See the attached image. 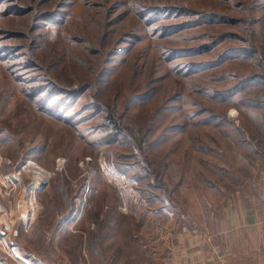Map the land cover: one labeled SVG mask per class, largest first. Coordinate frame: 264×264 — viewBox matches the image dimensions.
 Returning a JSON list of instances; mask_svg holds the SVG:
<instances>
[{"label":"rangeland","instance_id":"374dc122","mask_svg":"<svg viewBox=\"0 0 264 264\" xmlns=\"http://www.w3.org/2000/svg\"><path fill=\"white\" fill-rule=\"evenodd\" d=\"M64 1L0 5V229L45 264H161V223L261 203L264 0Z\"/></svg>","mask_w":264,"mask_h":264},{"label":"crops","instance_id":"0c3cea01","mask_svg":"<svg viewBox=\"0 0 264 264\" xmlns=\"http://www.w3.org/2000/svg\"><path fill=\"white\" fill-rule=\"evenodd\" d=\"M262 195L264 197V191ZM250 200L252 204L246 205L237 197L236 203L228 202L221 212L210 213V222L192 225L163 222L155 231L158 239L150 249L167 253L161 264H264V216H261L260 203L254 202V198ZM162 212L158 216H168V211ZM70 213L55 226L54 238L58 233L71 232L68 228L69 221H72L68 218L72 217ZM219 214L222 218L215 223L213 216ZM75 215L78 212L73 217ZM5 230L0 229V239L3 238L7 244V251H0V264H45L37 253L16 240V231L13 235L11 229ZM18 231L20 236L27 238L28 232ZM79 238V244L85 241L81 236ZM54 242L63 241L58 239ZM64 243L71 244V241Z\"/></svg>","mask_w":264,"mask_h":264},{"label":"trees","instance_id":"16d2710c","mask_svg":"<svg viewBox=\"0 0 264 264\" xmlns=\"http://www.w3.org/2000/svg\"><path fill=\"white\" fill-rule=\"evenodd\" d=\"M42 1V0H41ZM64 1V0H63ZM5 2H7V0H0V5H2V4H4ZM35 2V0H31V3L33 4ZM65 2V1H64ZM65 7V3H63V2H61V3H59L58 5H57V8H56V10L53 12V13H46V14H42L41 16H40V18H42V21H40V22H42V23H39V26H50V27H56L57 25H59V23H61V18H62V16H64V13L65 12H63L62 10H63V8ZM21 8H23V7H21ZM27 8V7H26ZM25 8H23V9H21V11H17L16 13H22L23 12V10H24ZM27 11H25L24 10V12H29V10L30 9H26ZM166 11H170V10H166ZM205 16V14H202V16L199 18V20L196 22V23H200V22H202V21H205V20H207L208 18H212L211 16L209 17V16H206V17H204ZM219 17H221V18H225V16H223V15H221V14H219L218 15ZM41 20V19H40ZM192 24H193V22H184V23H182L181 25H178L179 27H184V26H186V25H189V26H192ZM38 26V25H37ZM226 36L227 35H223V36H221L220 37V39L217 41V42H219V41H221V40H223L224 38H226ZM209 47H210V45H209ZM245 50V49H244ZM247 51H249L248 49H246ZM247 51H245V52H247ZM239 52H241V50H238V49H235V50H233V51H230L229 53H227V56L228 57H231V56H234V55H236V54H238ZM250 52V51H249ZM1 53V52H0ZM259 78H264V77H262V76H260ZM248 80H250V78L248 79ZM244 82V81H243ZM247 82H249V81H247ZM74 94H75V91H71V92H68L65 96H64V98L61 100V101H64V103L63 104H61V105H59V107H63V108H66V107H68V106H70L71 104H72V101L74 100ZM46 96L47 95H45L42 99H41V103L45 100V98H46ZM67 96H69L67 99H65ZM61 102H56V105H58V104H60ZM110 124V120H109V123H108V125ZM256 196V195H255ZM257 196H258V198H260L261 199V203H260V206H261V216L263 217L264 216V197H263V195H262V193L261 194H257ZM255 198H257V197H255Z\"/></svg>","mask_w":264,"mask_h":264},{"label":"bare ground","instance_id":"6f19581e","mask_svg":"<svg viewBox=\"0 0 264 264\" xmlns=\"http://www.w3.org/2000/svg\"><path fill=\"white\" fill-rule=\"evenodd\" d=\"M27 165H31L30 167L33 169L34 174L36 176L35 183H34V188L40 187L42 184H44L46 182L47 173L44 170H42L39 167H37L34 164H32V162H29ZM27 165L25 167H27ZM33 189H32V191L29 192L30 194L33 193Z\"/></svg>","mask_w":264,"mask_h":264},{"label":"built area","instance_id":"2783aa9c","mask_svg":"<svg viewBox=\"0 0 264 264\" xmlns=\"http://www.w3.org/2000/svg\"><path fill=\"white\" fill-rule=\"evenodd\" d=\"M32 187L34 188V184H33ZM32 187H31V188H32ZM43 187H44V185L38 187V190H41ZM34 190L36 191L37 189L34 188ZM28 192H30V189L28 190ZM30 215H31V214H30ZM30 215L28 216V219H27V220H22V221H23L22 223H23L24 225L30 220ZM0 250H3L4 252H6V249H4V244H3V242H1V241H0Z\"/></svg>","mask_w":264,"mask_h":264}]
</instances>
